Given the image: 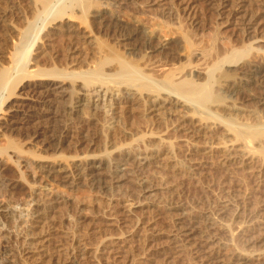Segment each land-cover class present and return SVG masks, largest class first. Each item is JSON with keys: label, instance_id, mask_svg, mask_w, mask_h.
I'll return each mask as SVG.
<instances>
[{"label": "rangeland", "instance_id": "1", "mask_svg": "<svg viewBox=\"0 0 264 264\" xmlns=\"http://www.w3.org/2000/svg\"><path fill=\"white\" fill-rule=\"evenodd\" d=\"M13 2L14 0H1L0 2V11H6L5 15H3L4 22L0 26V62L3 66H8L9 64L8 55L14 51L16 46L15 43H17L18 38L20 37L18 31H21L20 28L23 30L26 27L27 21L33 18V12L29 9V0H27V2L26 0ZM16 3L19 4L17 5ZM80 3V6H77L80 8L68 9V14L66 13L65 17H63L60 21L55 20L56 22H51L48 25V28H46L47 30L44 31L39 38H37L36 44L32 48V53L30 55L31 60L28 68L29 70H34L36 72L32 71L31 73L33 74H28L29 76L20 75L15 72L12 74V85L14 82L13 86H15V88L11 85V88L13 89H10V92L8 91L5 94V98H3V113L10 112L11 110L9 109H13V106L19 105L23 100L26 101L28 106H25V108L23 106V108L19 106V108L21 107L22 109L21 112L34 116L36 115L37 120L36 123L21 124L15 129L7 130V128L0 127V149L7 151L6 154L9 155L8 158H6L9 161L2 166V168L6 167L7 169L5 168L2 171L4 176H1V179L12 180L14 178L13 180H15L19 178L17 187L15 186L16 188L12 186L3 188L0 186V201H28L30 200V193L32 192V189H40L39 191H41V197H43V199H46L49 196L46 194L48 193V190L45 189L43 180L40 178H37L36 180L31 179V177L25 175V173L17 165L18 163L16 162V158L18 154L23 157L25 156V158L29 160L35 159L33 164L37 165L38 162L36 161L38 157L40 158L41 156H48L50 159H56L59 156L57 158L59 161L69 162L75 155L80 156L81 154L84 156L88 154L100 156L101 152L102 157H106L105 155H108L110 157L107 156V159H111V157L118 158L127 149L132 150L131 153L135 157L139 154L142 155V153H146L147 151L150 155L152 154L149 158V163L137 164L138 161H129L128 166L129 168L131 167L129 170L130 176L128 175V180L126 179L123 182V189L121 190V195L123 194L122 199H126L125 195H128L126 200H129L130 202L132 201L133 203L136 201L135 203L138 202L140 204L145 200L142 202L143 204H140V206L145 205L148 202H146V200L149 197H152L153 202H155L154 204L158 202L157 200L160 201L162 198L161 201L157 203L161 206V208L159 207L161 211L157 208L154 209L155 211L151 210L152 208H149V210L147 207H137L134 211L133 217L137 216L136 218H138L139 216L144 217L145 215L150 219L149 221H154L156 227L160 229V231L163 230L160 236H158L159 239L157 237H155L157 239L153 238L149 241L150 244L148 242L142 243L144 239L140 240L139 243L144 246L150 245L153 250H155V247L157 246L161 247L162 243H164L163 246L165 249L167 248L163 251H154V254L157 252L156 255L153 254L149 260L144 262V264L146 262H149L150 264H156V262L157 264H210L209 261H205L207 243L210 245L216 244V242L223 237L222 226L227 223L231 224L234 233L238 234L242 232L246 236L245 240L241 238L239 245L245 249L246 252L258 255V253L264 249V155L262 154L263 156H261V152L259 154L257 150L255 151L256 154H254L253 151H248L252 154L250 153V158L249 160L247 158L246 164L243 162L242 164L239 160L237 161L232 159V156L229 153L232 151L231 146H233V142L235 145L236 139L233 140L235 138L233 137L234 134H229L223 128L224 126L219 127L216 123H214V121L207 123L212 128L210 129L207 127L208 129L203 130L205 133L188 132V120L187 118L182 117V115L186 113V109L181 106H172V111H167L162 115L163 120H154L150 117L151 115L148 114L147 111V100L150 97L148 94H143V97H136L137 99L135 98L131 101L124 100V102L122 101L121 104H119L121 106L119 108L120 110H114L117 105V99L125 96L126 94L123 95V93L120 92L117 94L118 91L116 92V90H111L109 91L110 94L112 92L111 95L109 94L110 97L107 95L105 100L102 101V107L100 106L97 109H92V100L94 95L91 88L97 86L98 82L95 81L94 84L89 82L86 83V80L80 78L79 75L78 77L76 75L78 73H83L86 70L88 71L89 68L90 70L93 69L92 67L102 59L101 56L103 57L104 55L101 54L102 52L107 55L109 52L111 55L112 52L114 54H120L122 52L120 55L123 54L122 56H125L126 58L128 57V60H131L132 58L131 62H138L135 64L142 65L143 61H145L144 58H140V56H130V58L125 55L126 53L120 44L117 45V42L114 43V41H116L113 35L114 32H119V30L122 29L121 27L124 28V26L127 31L139 30L141 32V35L137 37V41L140 45H147V43L148 45H152L157 41H165V39L166 41H173V52L176 56L175 58L178 59L179 62H183L185 60L184 63L187 61V54L189 53L187 40L199 42L201 44H208L211 42V38H213L215 32L218 31L219 45L221 47H227L231 44H239L242 39H246L248 36L239 28H234L233 26L227 27L222 23L224 17L218 15L220 0H81ZM104 4L110 8V13L117 16V20L108 16L106 17V22L103 24L104 27H99L97 23L95 25V23L92 22V19L90 20L91 17L88 13L93 7ZM27 5L29 10L27 9ZM185 6H190L191 8L188 11H184L183 7ZM71 10H73V12ZM82 10L87 12L83 13ZM70 14H73L74 16L76 15L75 22H72V24L68 22L67 18L70 17ZM107 23L108 26H106ZM8 24L14 25L15 29L9 27ZM59 24H62L63 31L54 29V27ZM79 24L84 25L85 27L87 25L90 26L89 28H92L94 34L96 33V35H98L97 39L99 41L95 40L96 42H94L96 44L94 42L88 43V40L82 37L80 33H78L80 35L78 36L73 27H76ZM134 27L137 28L135 29ZM142 31H147V34L143 33V35ZM176 40L178 41L177 43ZM102 47L105 49L102 50ZM155 55L160 57V54ZM138 60H140V62ZM99 63L100 62L97 63V66ZM109 65L111 66L109 67L105 65L107 67H104L105 70L114 69L116 64H113V66L112 64ZM54 68L57 70H66L68 72L73 71L72 73L76 76L75 78L74 76L67 78L66 87L69 89L70 95H72L67 100L63 99L59 104L57 101L60 99L57 98L54 93L55 91L48 90V84L43 82V78L45 76L40 77L39 75V73H44L43 71L47 72V69L49 70ZM83 82H85V84H83ZM87 84L88 86H86ZM30 89L33 90L31 91ZM260 92L261 91H259V94ZM91 93L92 95H90ZM76 96L80 97L83 104L82 106L75 108V105H77L76 101L78 100ZM221 96L222 94L219 93V99H217L219 102H216V100L214 102L216 105L214 104L213 108H218V110L220 109L219 111L221 114L224 115L225 113L226 117L230 114L229 117L231 116V118H234L232 115L235 114V120L239 119L238 122H249V120L254 122V117L253 115L252 117L250 116L251 113H249L250 111H247V108L251 107L249 110L255 111L261 110L260 104L256 103L255 100L248 99L250 96L246 92L241 93L240 99H238V101L234 104L229 100H224L225 102H223V100H221ZM87 98H90L92 101V103L89 102L90 105H88L89 103ZM94 99L96 100V97ZM111 104L112 106H110ZM255 107H258V110H256ZM115 111L117 114L113 113ZM173 111L175 113H173ZM230 112L233 114L231 115ZM260 112L262 118L264 119V110ZM3 113H1L0 116H2ZM188 115L189 117H194L191 113ZM181 124H183L182 127ZM45 132V135H49L48 138L51 139H48L51 145L49 148L47 147L46 149H43L41 147L42 141H39L38 139L36 140L34 135L43 134V136H45ZM53 134L56 135L54 136ZM160 134H162L161 137ZM236 142L239 143L238 140ZM238 143L236 145H238ZM255 143L254 147L257 145L256 148H259L258 142L256 141ZM211 144L213 146L212 150L208 149V146H211ZM144 146L145 149L147 148L145 152L143 151L145 150ZM104 148L107 150V154ZM115 148L118 150L122 149L118 151ZM208 150L210 151L208 152ZM248 152L246 154L247 157ZM16 153L18 154L16 155ZM134 180H137L136 183H134ZM141 180H147L148 184L152 185L153 189L155 188L154 191L147 194L148 192H145L143 187L140 188L141 184H139V182H143ZM33 182H35V184H33ZM87 185L88 184H84L79 186L76 190H70L69 188L54 184L53 187L59 189L58 191L62 193L64 192V194L66 193V196L71 195L73 197H77L79 200L81 199V208L79 209L76 207L75 209V206L70 202L69 204L66 203L60 205L58 210L60 209L61 211H55L56 214H53V218H48L46 222L44 221L45 224L42 223L43 225L39 223V225L36 224L37 226L32 227V233L35 234L32 237L30 236L31 238L28 239V242L38 243H34L37 248H35L33 244H30V246H34L31 248L32 250L37 249L35 252L33 251L34 253L31 252V257L24 258L22 260L20 254L17 252L16 245L11 243L13 246H9L10 248L7 247V251L4 253V257L7 259L6 264H17V262L23 264L24 261H27L24 262V264L64 263V261L69 258V252H71L73 248H75V254L77 256V254L79 255L82 253V248L80 247H83V243L86 244L88 241L87 243L90 244L93 241L95 242V238L100 239L98 237H101V234L107 231L105 225L106 219H104V217L109 213H114L115 215L117 213L120 214L118 211L121 210V204L118 199H116L115 202H111V204L107 199L105 200V198H103V194L95 190L97 188L92 189L94 187ZM53 187L50 188L52 189ZM153 193L157 194L153 195ZM134 194L136 196H134ZM150 194L151 196L148 197L147 195ZM242 195H244L247 202L245 205L246 207L243 205L245 207L244 209L242 208V205H240L242 203H240L241 201L239 199ZM150 198L149 201H151ZM162 202H165L166 205ZM63 205H65V207ZM146 210L148 211L146 212ZM84 213L86 214L83 215ZM90 214H94L95 216H91ZM101 214L104 217H102ZM181 216L186 217V219L190 218V220L187 219L186 222H190L191 219L194 221L197 220L195 221L196 223L192 220L193 225L195 226L200 222V226L198 225L196 227L199 228V230L202 228L203 231H201L202 233L200 234L198 233L197 237L187 243L188 247L187 245H179L181 247L180 248L177 246L178 243H176V248H174L173 245H175V243H171V245L168 241L170 239L169 233L171 234L175 232L178 228L177 223L179 222V219L182 218ZM74 220L76 222H73ZM175 220L177 223L174 222ZM164 235L167 236L165 237ZM201 235H203V237H201ZM2 241L3 238L1 239L0 237V243H2ZM161 241L163 242L161 243ZM137 242L138 241H136V244H138ZM165 242L167 245H165ZM155 243L157 246H155ZM160 243L161 245H159ZM67 245L69 246L68 248L70 251L67 252L66 256L64 250L60 249H62L63 246L67 247ZM73 245L75 247H73ZM70 246H72V248ZM148 246H146V248H148ZM42 248H44L43 251ZM78 249H81V251H78ZM165 251L167 253H165ZM62 252L66 257L63 256ZM59 253L62 254L60 255ZM81 255H79V258L83 264H92V260H88L89 256L87 254V258L80 257ZM82 256H85V254ZM156 256L158 258L157 261ZM163 256H165V258ZM57 258H61L62 260H58ZM97 261L99 263L102 262L100 260ZM98 262L96 263V261H93L94 264H99ZM110 264L114 263L110 262Z\"/></svg>", "mask_w": 264, "mask_h": 264}, {"label": "bare ground", "instance_id": "2", "mask_svg": "<svg viewBox=\"0 0 264 264\" xmlns=\"http://www.w3.org/2000/svg\"><path fill=\"white\" fill-rule=\"evenodd\" d=\"M18 1H20V0H14V2H18ZM80 1L81 0H29V7L30 8L27 5V9L29 8L30 11L33 12V14H32L33 18L29 21H27L28 19L26 20L27 21L26 27L23 30L21 28H20V30H21L20 32L17 30L18 33L20 34V37L18 38L17 43L13 42L16 44V46L14 48V51L8 55V60H9L8 66H5V65L3 66L0 62V115H1V113H3V105H4L3 104V98H5V94L10 89L12 90L13 88H15V86H13L14 82L12 85V74L14 72L18 73L20 75H26V76L33 74L31 72L34 70L31 71L28 68H29V64H30L29 62L31 60L30 55L32 53V48L36 44L37 38H39L40 35L44 31L47 30L46 28H48V25L51 22H53L55 20L60 21L63 17H65V14L67 13L68 9L80 8V7H77L79 4H81ZM117 1H119V0H117ZM120 1H122V0H120ZM0 2H1V0H0ZM26 2H27V0H26ZM190 8H191L190 6L189 7L185 6V7H183V10L188 11ZM109 9L110 8L105 6V4L104 5H97L96 7H93L88 13L89 16L91 17L90 20L92 19V22L95 23V25L97 23L99 25V27H104L103 24H104V22H106L105 20H106V17H108V16L117 20V16L110 13ZM71 11L73 12V10H71ZM79 11H80V9H79ZM218 11H219L218 15L224 17V19L222 21L223 24H225L227 27L233 26L234 28H239L248 37L246 39H242L239 44H231L227 47H221L219 45V43H218L219 42L218 31L215 32L213 38H211V42H209L208 44L205 43L206 45L201 44L199 42L187 40V46L189 49L188 50L189 53L187 54L188 55L187 61L185 63H184V61H185L184 59L181 58L184 61L179 62L178 59L175 58L176 56L174 55V52H173V50H174L173 41H171V40L166 41V39H165V41L164 40H161L159 42L157 41V42H155L156 44L154 43L152 45H148V43H147V45H140L137 41V37H139L141 35V32L139 30L138 31H127L125 29V26H124V28L120 26L122 29H120L119 32H117V31L114 32V34H113L114 38L116 40V41H114V43L117 42V45L120 44V46L123 47L124 52L126 53L125 54L126 56H129V57L130 56L131 57H134V56L139 57L140 56V58H144L145 61L142 60L143 61V63L141 62L142 65H137V64H135V63H138V62H135L137 60L136 58H135L136 60L134 61L135 63H133V61L131 62V60H132L131 57H130L131 60H128L127 59L128 57L126 58L125 56H122L123 54L120 55L122 52L120 54L119 53L114 54L112 52V55L110 52L108 53V55L102 52L101 54L102 55L104 54V55H103V57L101 56L102 59L98 61V62H100L98 64V66H97L98 62L96 63V65H95V66H97L96 68H94L95 66H93L92 67L93 69H91V70L89 68L88 71L86 70L83 73L76 74L77 77L79 75L80 78L86 80L87 81L86 83L89 82V83L94 84L95 81L98 82V85L95 84L97 86L94 85L95 87L91 88L93 90L92 93L94 95V98L96 97V100L94 98L92 100L93 101V105L91 104L93 106V107L91 106L92 109L99 108L101 106V104L103 103L102 101L105 100L106 96L107 95L109 96V94H110L109 91H111V90L112 91L116 90V92L118 91L117 94H119V92L123 93V95L126 94L125 96L119 97L117 99V101H116L117 105L115 106L114 110L119 109L121 107L119 104H121L122 101L124 102V100L131 101V100H134L136 97H143L144 96L143 94H145V95L148 94V95H150V97L147 100L148 101L147 111H148V114L151 115L150 117H152L154 120L159 121L160 119H162V115L164 113H166L167 111H172V109H173L172 106H175V107L181 106V107L186 109L185 111H186L187 115L185 113L182 115V117H185L188 120L187 121V126H188L187 130H189L188 132H190V133L204 132L203 130H206L208 128H210V129L212 128L207 123H209L210 121H214V123H216L217 126H219V127L224 126L223 128L229 134L233 133L235 135V136L233 135V137H235L233 140L236 139V141L238 140L239 143L235 141V145L238 143V145L235 146L233 144L234 142L231 140L233 142L232 143L233 146H231L232 151L229 154L232 156L231 157L232 159H235L237 161L239 160V161H241V163L243 162L244 164H246V162H247L246 160H247V158L249 160V158H250L249 155L251 153L248 151H253L254 154H256L255 151H257V150H258L259 154L261 152L260 155L263 156L264 155V119L262 118L260 111L264 110V15H263L264 0H220ZM82 12L84 13L87 11L82 10ZM5 13H6V11H3V12L0 11V26L4 22L3 15H5ZM114 14H115V12H114ZM72 15L70 14V17H67V15H66V17L68 18V22H70L71 24H72V22H75V19H76L75 18L76 15L75 16L74 15L72 16ZM132 22H134V21H132ZM81 24L77 25L76 27H73L74 31L77 32L78 36H80L78 34V33H80L82 35V37H84L86 40H88V43L94 42L95 40H98L97 39L98 35H96V33L94 34V31L92 30V28H89L90 26L87 25L88 27L87 26L85 27L84 25H81ZM8 26L11 27L12 29H15L14 28L15 26L12 24H8ZM106 26H108V23ZM54 29L61 31L62 30V24L57 25L56 27H54ZM146 32L147 31H145V32L142 31V34L146 33ZM153 33H154V31H153ZM113 35H112V38H113ZM149 38H150V36H149ZM146 39H148V38H146ZM177 40H176V43L178 42ZM174 43H175V41H174ZM112 46L115 47L114 45H112ZM100 47H97V48H100ZM104 47H106V46H104ZM103 49H105V48L102 47V50ZM109 50H111V49H109ZM155 54H158V55L160 54V57H157V55H155ZM140 60H138V61L140 62ZM109 64H112V66H113V64H116L115 68L111 69V70L108 69L110 71L105 70V68H104V67H106L105 65L110 67L111 65H109ZM32 69H33V67H32ZM34 72H36V71H34ZM43 72L44 73H39V75H40V77L45 76L43 78V80H44L43 82L45 84H48V90H54L55 91L54 93L56 94L57 98L60 99L57 101L58 104L63 99L67 100L71 97L72 94L70 95V93H69L70 91L66 87V80L68 77L71 78V76H74V78L76 77L75 74L72 73L73 71L68 72L66 70H60V69L57 70L54 68V69H49V70L47 69V72H45V71H43ZM17 78H18V76H17ZM29 79H30V77H29ZM75 82H76V79H75ZM83 84H85V82H83ZM11 85L13 86V88H11ZM30 85H31V83H30ZM86 86H88V84ZM30 90L32 91L33 89H30ZM258 90L261 91L260 94H259ZM34 91H35V89H34ZM243 92L244 93L246 92L250 96V98H248V99L255 100L256 103L260 104V106H261L260 111L249 110V108L251 109V107L247 108L248 110L245 108L247 111H250L249 113H251V115H250L251 117L253 115L254 119L253 118L252 119L254 120V122H251V120H249V122H244V121L238 122L239 119L235 120V116H234L235 114L232 115L233 113L230 112L234 118H231V116L229 117L230 114L227 115L228 117H226L225 113H224L225 116L223 114H221V112L219 111L220 109L218 110V108H215V109L213 108L214 104L216 105V103H214V102L217 99H219L218 98L219 93L222 94L221 100H223V102H225L224 100H229L231 103L234 104L238 101V99H240L241 93H243ZM92 93L90 95H92ZM153 93H155V94H153ZM111 94H112V92H111ZM74 95H76V94H74ZM25 97H27V96H25ZM90 98H92V97H90ZM77 99H78L76 101L77 105H75V108L82 106V104H83L81 102L80 97H77ZM89 99L87 98L88 103L89 102L92 103L91 99H90V101H89ZM4 101H5V99H4ZM216 102H219V100H217ZM233 104H230V105H233ZM88 105H90V103ZM19 106H21V107L23 106L25 108V106H28V105H27L26 101L22 100V102H20L19 105L13 106V109H9V110H11L10 112L3 113V115L0 116V119H1L0 127L7 128V130H8V129L18 128L19 125H21V124L33 123V122L36 123L37 116L36 115L35 116L30 115V114H27L25 112H21L22 109H21V107L19 108ZM110 106H112V104ZM257 108H256V110H258ZM174 110H175V108H174ZM4 112H6V111H4ZM189 112L194 117H192V116L189 117V115H188V114H190ZM113 113L117 114L116 111ZM169 113H172V112H169ZM173 113H175V112L173 111ZM184 115H186V116H184ZM236 118H237V116H236ZM247 121H248V119H247ZM204 125H206V126H204ZM213 125H215V124H213ZM182 126H183V124H181V127ZM42 132H44V131H42ZM60 133H62V132H60ZM153 133H155V132H153ZM45 134H46V132L44 133V135ZM42 136H43V134L36 135V136L34 135L36 140L38 139L39 141L40 140L42 141L41 147L43 149H46L47 147L49 148V146L51 145L49 140H48V139H50V138H48L49 135L48 136L45 135L43 137ZM161 136H162V134H160V137ZM158 138H159V136H158ZM183 140H185V139H183ZM61 141H62V139H61ZM256 141L259 144V148H256L257 145H256V147H254V144H256L255 143ZM59 142H60V139H59ZM36 143H37V141H36ZM142 144H143V142H142ZM142 144H141V146H142ZM59 145H58V147H59ZM227 145H228V143H227ZM105 148H104V150H106ZM212 148H213L212 144H211V146H208V149L212 150ZM115 149L118 150L117 148H115ZM121 149H119V150H121ZM144 149H145V146H144ZM146 149L143 151L145 152ZM137 150H138V148H137ZM210 150H208V152ZM6 152L7 151L0 149V186H2L3 188H7L8 186H10V187L12 186V187L16 188L18 181H19V178L15 179V180H13L14 178L12 180H8V179L2 180L1 179V176L2 177L4 176L2 171L6 168V167L2 168V166H4L7 161H9L6 159L9 156L6 154ZM131 152H132V150L127 149L118 158L117 157H114V158L111 157V159H109V158L107 159L108 155H105L106 157H104V156L102 157L101 152H100V154H101L100 156L90 155V154L84 156L81 154L82 156L81 155L80 156L75 155L76 157L75 156H74V158L72 157L73 159H70L71 161H69V162L59 161L57 159L59 156L56 158L57 160L54 158H53L54 160L52 158L50 159V157H48V156H41L42 158L38 157V159L36 161V162H38L37 165L33 164L35 159L29 160V159L25 158V156L23 157V156H20L18 153H16V155L18 154V156L16 158V162L18 163L17 165L21 168V170L25 173V175L30 176L31 179L36 180L37 178H40L41 180H43L44 187L46 190H48V193H46V194H48L49 196L46 199H43V197H41V191H39L40 189H32V192L30 193V200H28V201H25V202H19V201L18 202L17 201L16 202H14V201L13 202L12 201L5 202L3 200L0 201V230H1V232H0L1 236L0 237H1V239L3 238L2 243H0V253H1L0 264H6L7 259L4 257V253H6L7 247H9V246L11 247L13 245H16L17 252H18V254H20V257L22 258V260L24 258L31 257L30 256L31 252L34 253L35 250H37V249L32 250L31 248L34 247L38 243V242L37 243L34 242V243H36L34 245V243L28 242V239H30L35 234V233L34 234L32 233V227L39 225V223L45 224L44 221L46 222L48 218H53V214L55 213V211L57 212L60 205L66 204V203L69 204V202H70L72 205L75 206V209H76V207L79 209L81 208V205H82V202L80 201L81 199L79 200L77 197H73L71 195L66 196V193L64 194V192L62 193V192L58 191L59 189L53 187L54 184L69 188L70 190H76L77 188H79V186L84 185V184L85 185L88 184V185L94 187V188L90 187L92 189L97 188L95 190H97V192L99 191L101 194H103L104 195L103 198H105V200L107 199L110 203L113 201L115 202L116 199L120 200V204H121L120 209L121 210L118 211L120 214L117 213L118 215L117 214L115 215L112 212L113 214L109 213L105 217L101 214V216L104 217V219H106L105 225H106L107 231L105 233L101 234V237L100 236L98 237L100 239L95 238V242L93 241L92 243L89 244V243H87L88 241L86 240L87 241V242L85 241L86 244L83 243V247H80V248H82V253L85 254V256H82L83 254L80 253L79 255L82 254L80 257H86L87 258L89 256L88 260L91 259L92 264H94L93 261H96V263H97L98 262L97 260L102 261V262H100L102 264H107V263L110 264V262H112L114 264H144L145 261H147L151 258V256L154 254V251H157V252L163 251L165 249V247L163 246L164 243H162L163 241H161V243H162L161 247H158L155 243V246H157V247L154 246L156 248L155 250H153L152 246H150V245L149 246L152 249L148 245H146V246H148V248H146V246L139 243V241L143 240V239H144V241L143 242L141 241L142 243H144V242L149 243V241H151L153 238H155V237L158 238V236H160V234L162 233L163 230L160 231V229H158L156 227V224L154 223V221L153 220L149 221L150 219L148 217H146L145 215H144V217H146V218H144L143 216L142 217L139 216L140 218L139 217L136 218L137 216L133 217L134 211L137 209V207H147L148 209L152 208L151 210H154L156 208L159 209V207L161 208V206H159V204H157V203L160 202L162 198L160 199V201L157 200L158 202L156 204H154L155 202H153L152 197L151 198L149 197V196H151V194L147 195L151 201H149V198H148L146 200V202L147 201L148 202L143 206H140V204L145 201L144 199H143L144 201H142L140 204L138 202L135 203L136 201L133 203L132 201L130 202L129 200H126L128 195L126 196L125 194L127 192L124 194L126 199L125 198L122 199V197H123V194L121 195V190L123 189L122 184L128 178V175L130 172L129 170L131 168V167L129 168V166H128L129 161H131V160L135 161V162L138 161L137 164H145L149 161V158L152 155V154L150 155L146 151V153H142V155L139 154L137 157H135L132 155ZM135 152H136V150H135ZM247 152H248V157L246 155ZM108 153H109V151H108ZM110 153H111V151H110ZM106 154H107V150H106ZM112 154H114V153H112ZM108 157H110V156H108ZM263 159H264V157H263ZM7 165H8V163H7ZM138 166H140V165H138ZM12 170H13V168H12ZM130 174L133 175L132 173H130ZM9 179H11V178H9ZM136 181L134 183H136ZM141 181H143V180H141ZM33 184H35V182H33ZM139 184H141L140 188L143 187L145 192H148L147 194L152 193L155 189V188L154 189L152 188V185L148 184L147 180L143 181V182H139ZM50 187H53V188L51 189ZM136 192H138V191H136ZM142 192H144V191H142ZM0 193H1V187H0ZM171 193H173V192H171ZM154 194L156 195L157 193H153V195ZM162 195H163V193H162ZM134 196H136V195L134 194ZM239 199L241 201L240 203H242L240 205H242V208L244 209L246 207L245 205L247 204L246 199L244 198V195H242L241 198H239ZM169 203H171V202H169ZM163 204H165V202ZM165 205H163V206H165ZM63 206L65 207V205H63ZM67 208H69V207H67ZM144 209H146V208H144ZM58 211H61V210L59 209ZM147 211L148 210H146V212ZM159 211H161V210L159 209ZM140 212H141V210H140ZM76 213H77V211H76ZM137 213H139V212H137ZM179 213H180V211H179ZM80 214H81V212H80ZM85 214L86 213H84L83 215H85ZM93 215H91V216H93ZM171 216L174 217L173 215H171ZM181 217L182 218L179 217L180 219L178 218L179 219L178 223L176 222V220L174 221L178 225V228L175 230V232H173L171 234L168 232L170 235V239L168 241L170 242V244L175 243V245H173L174 248H176L175 247L177 245L176 243H178L177 246H179V245L180 246H183V245L186 246L187 243H189V241H191L195 237H197L198 233L200 234V233H202L201 231H203L202 228H200L201 230H199V228L196 227L200 224V222H199V224L197 223V225L195 226V225H193V221H194L193 219H191V221L193 220L192 222L191 221L186 222V220L187 219L190 220V218L186 219V217H183V216H181ZM151 218H152V216H151ZM50 220H52V219H50ZM170 220H173V219H170ZM97 221H96V223H97ZM195 221H197V220H195ZM73 222H76V221L74 220ZM89 222H90V220H89ZM57 224H58V222H57ZM154 224H155V226H154ZM170 224H172V223H170ZM159 225H160V223H159ZM160 227H162V226H160ZM103 229H104V227H103ZM172 231H173V229H172ZM222 233H223V237L220 238L219 241L216 242V244L210 245L209 243H207V251H206L207 254L205 257V261H209L210 264H262V263H264V249H263V251H260L258 253V255H254V254H250V253L246 252L245 249H243L239 245V242H241L240 241L241 238H243L245 240L246 236L242 232L238 233V234L234 233L230 223L224 224L222 226ZM73 234H75V233H73ZM72 236H74V235H72ZM201 237H203V235H201ZM157 238H155V239H157ZM136 241H138L137 242L138 244H136ZM158 241H156V242H158ZM154 242H155V240H154ZM161 243L159 245H161ZM27 244H29V245H27ZM30 244H33L34 246L33 245L30 246ZM165 245H167L166 242H165ZM42 246H44V245H42ZM61 246H62V244H61ZM68 247L69 246L67 245V247L63 246L62 249H60V250H64V253L66 254V256H67V252L70 251ZM70 247L72 248V246H70ZM73 247H75V246L73 245ZM187 247H188V245H187ZM35 248H37V247L35 246ZM44 248H42V251L44 250ZM76 249H77V247H76ZM46 250H47V248H46ZM60 250H58V251H60ZM40 251H41V249H40ZM75 251H76L75 248H73L72 251L69 252L70 254L68 253L70 256H69V258H67L64 261L65 264H83V262L80 261L79 255L77 254L78 257L76 256ZM78 251H81V249L80 250L78 249ZM62 253H59V254L61 255ZM64 253H63V256L66 257L64 255ZM156 253L154 255H156ZM165 253H167V252L165 251ZM165 253H163V254H165ZM38 254H39V252H38ZM25 255H26V257H25ZM165 256H163V257L165 258ZM152 258H154V257H152ZM156 258H157V256H156ZM57 259L60 260L61 258L60 259L57 258ZM157 260H158V258L156 259V261ZM24 262H27V261H24ZM24 262H23V264H24ZM18 263L22 264L20 262H17V264ZM61 263H57V264H61ZM64 263H62V264H64ZM147 264H150V263L148 262ZM156 264H157V262H156Z\"/></svg>", "mask_w": 264, "mask_h": 264}]
</instances>
